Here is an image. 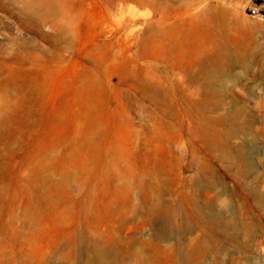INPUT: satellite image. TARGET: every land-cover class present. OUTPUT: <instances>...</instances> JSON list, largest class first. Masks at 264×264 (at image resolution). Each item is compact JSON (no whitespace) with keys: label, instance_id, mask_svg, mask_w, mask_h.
Here are the masks:
<instances>
[{"label":"rangeland","instance_id":"obj_1","mask_svg":"<svg viewBox=\"0 0 264 264\" xmlns=\"http://www.w3.org/2000/svg\"><path fill=\"white\" fill-rule=\"evenodd\" d=\"M0 264H264V0H0Z\"/></svg>","mask_w":264,"mask_h":264}]
</instances>
